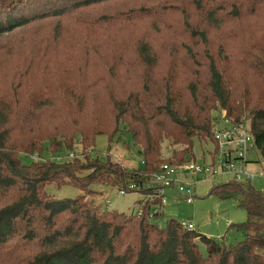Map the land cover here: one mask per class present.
<instances>
[{"label":"trees","instance_id":"obj_1","mask_svg":"<svg viewBox=\"0 0 264 264\" xmlns=\"http://www.w3.org/2000/svg\"><path fill=\"white\" fill-rule=\"evenodd\" d=\"M118 1L0 0V55L10 57L17 71L10 94H0V264H264V191L250 181L231 179L208 190L220 199L233 198L245 213L244 222L227 226L242 234L229 245L173 218L161 225L151 221L163 211L149 215L157 201L147 200L148 180L162 164L194 161L193 139L216 149L211 113L218 109L229 123L247 120L252 149L264 164V0H129L121 16L145 17L151 26L123 42L107 64L113 72L124 61L136 73L122 95L93 101L87 121L81 119L88 111L83 89H25L38 64L33 59L39 57L40 64L52 56L45 32L38 38L43 45L35 36L25 42L22 32L53 22L57 37L64 18L86 27L119 23L114 11L102 8ZM256 13L259 20L249 22ZM223 24L225 40L232 37L234 47L210 38L209 30L223 31ZM257 27V37L248 34ZM128 52L132 56L126 58ZM246 74L251 82L245 83ZM120 126L138 149V168H126L109 153ZM99 136L106 140L102 158L92 152ZM77 138L80 153L73 155ZM61 150L72 156L42 159L45 152ZM32 155L36 158L27 163L20 159ZM93 183L137 191L141 210L124 213L89 203ZM48 184L71 185L82 194L54 198L45 191Z\"/></svg>","mask_w":264,"mask_h":264},{"label":"rangeland","instance_id":"obj_2","mask_svg":"<svg viewBox=\"0 0 264 264\" xmlns=\"http://www.w3.org/2000/svg\"><path fill=\"white\" fill-rule=\"evenodd\" d=\"M128 1L120 0L115 5L102 6L109 12L114 11L113 14L118 15L114 19L120 20L119 23L114 24V21H112L111 25L86 27L85 23L78 22L72 18H64L59 22L57 37H54V32L51 30L53 22L41 23V27L36 32H22L25 35V42L35 36L37 38L36 41L40 45H43V42L39 41L38 38L45 32L47 36L46 47L49 48L52 56L51 61L40 64L41 60L39 57L33 59L34 63L38 64L34 66L33 72L32 70L29 71L25 89L33 87L46 88V86L54 85H58L57 88L61 91L67 88L83 89L85 91L82 94L84 105L88 109L87 113L81 117L84 121H87L89 117L90 106L93 101L105 99L108 94L122 95L126 91V83L131 81L136 70L122 61L111 72L110 70L115 67H111V63H107L110 59H115L118 56L123 42L138 38L141 29L147 27L148 30L151 26L148 18L141 17L142 21L139 18H124L121 16L125 14L126 9L124 7ZM133 12H136V10L133 9ZM96 13L93 12V14ZM257 13L249 18V22L259 20L260 16ZM219 29H223V31L209 30L211 40L216 43H226V45L232 44L231 47H234L235 42L232 37L225 40V35L228 31L227 25L223 24ZM259 29L260 27H257V30L254 28L248 34L257 37L258 33L261 32ZM146 31L142 34L144 35ZM135 41L136 39L131 41V49H133ZM8 54L10 53L8 52L6 55ZM129 56H132V52H128L125 55L126 58ZM1 57L3 56L0 55V94L8 95L11 92L9 86L13 87L17 71L13 72L14 66L10 57ZM244 79L245 83H248L251 82L253 77L246 74ZM182 92L184 91L182 90ZM90 96H94V99H90ZM223 113L222 109L212 111L211 115L214 117L212 127L214 125L217 128L224 127L226 123L223 119ZM44 117L49 121L52 114L49 115L48 113ZM109 147V153L112 157L126 168L134 169L140 167L138 149L133 144L130 135L124 132L122 128L113 137ZM106 149L105 138L103 136L97 137L92 150L93 155L96 154L102 158ZM213 150L214 146L211 142H199L197 139H193L192 153L194 161H190L186 166L193 163L199 166L209 165L211 156L208 153H212ZM72 151L73 155L80 153L78 138L75 139ZM68 153L66 150H61L56 154L45 152L42 154V159L65 160L69 158ZM168 154L166 142L162 141L161 155L166 157ZM245 158V168L248 171L255 174H264V164L258 151L255 149L250 150ZM20 159L22 162L27 163L35 159V157L33 155L21 156ZM235 163L238 164L237 161ZM173 178L185 184H193L191 201L185 202L183 199L176 197L174 192L165 190L166 202L162 207L163 215L150 218L151 221L159 225L166 218H173L179 222H189L197 233L213 238L223 245L234 244L242 239V234L239 230L227 228V226L244 222V211L236 205V201L233 198L220 199L215 195L208 194L211 185L231 180L229 175L220 174L209 177L202 173L194 175L193 171L181 170L175 173ZM148 181L150 182L151 179ZM250 185L256 191L262 192L264 191V178L254 179L250 181ZM89 188L95 192L94 195L86 196V200L91 204H99L103 209L124 213L136 212L139 209L140 204L138 201L141 199V195L137 191L118 194L116 187L100 183H93ZM45 191L54 198L75 197L82 194L80 189L66 184L61 186L48 184L45 186ZM196 243L201 255H205L203 244L200 241Z\"/></svg>","mask_w":264,"mask_h":264},{"label":"built area","instance_id":"obj_3","mask_svg":"<svg viewBox=\"0 0 264 264\" xmlns=\"http://www.w3.org/2000/svg\"><path fill=\"white\" fill-rule=\"evenodd\" d=\"M225 120V118L223 117ZM225 125L222 128H217L215 125L211 129V134L216 142V149L211 155L209 165H192L186 166L189 162L181 165L162 164L160 170L151 175L152 192L147 196L150 202L156 200L149 210V215L156 214L166 202L165 190L172 191L175 196L183 199L185 202H190L192 199L193 184H185L173 176L178 171H193V174H205L213 177L220 174H227L235 181H252L259 177L264 178V174H255L245 168L246 154L253 148V139L248 129V123L245 118H240L238 121L229 123L225 120ZM72 154H68L71 157ZM36 158V155H33ZM238 162L236 164L235 162ZM132 184L127 188L132 189ZM118 194H123L126 191L123 188L117 189ZM141 210V206L138 211ZM180 225L188 230L193 229L189 222L180 221Z\"/></svg>","mask_w":264,"mask_h":264}]
</instances>
